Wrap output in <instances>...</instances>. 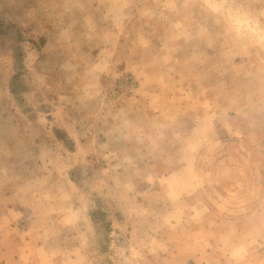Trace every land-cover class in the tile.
<instances>
[{
	"label": "rangeland",
	"instance_id": "374dc122",
	"mask_svg": "<svg viewBox=\"0 0 264 264\" xmlns=\"http://www.w3.org/2000/svg\"><path fill=\"white\" fill-rule=\"evenodd\" d=\"M0 264H264V0H0Z\"/></svg>",
	"mask_w": 264,
	"mask_h": 264
},
{
	"label": "trees",
	"instance_id": "16d2710c",
	"mask_svg": "<svg viewBox=\"0 0 264 264\" xmlns=\"http://www.w3.org/2000/svg\"><path fill=\"white\" fill-rule=\"evenodd\" d=\"M92 215L94 217L95 220H98L99 218H101L102 216H97V212L96 211H93L92 212Z\"/></svg>",
	"mask_w": 264,
	"mask_h": 264
}]
</instances>
